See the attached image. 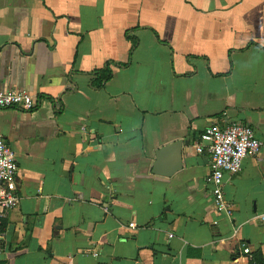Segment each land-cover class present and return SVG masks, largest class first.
<instances>
[{
  "label": "crops",
  "instance_id": "1",
  "mask_svg": "<svg viewBox=\"0 0 264 264\" xmlns=\"http://www.w3.org/2000/svg\"><path fill=\"white\" fill-rule=\"evenodd\" d=\"M12 89L37 106L0 109L20 197L0 264H264V0H0ZM232 122L263 148L225 175L228 217L194 145ZM176 141L183 169L154 174Z\"/></svg>",
  "mask_w": 264,
  "mask_h": 264
},
{
  "label": "built area",
  "instance_id": "2",
  "mask_svg": "<svg viewBox=\"0 0 264 264\" xmlns=\"http://www.w3.org/2000/svg\"><path fill=\"white\" fill-rule=\"evenodd\" d=\"M37 106L34 95L27 90L0 91V109H18L30 112ZM263 142L252 127L241 122H232L222 127L212 124L205 128L199 142L194 145L198 154L207 152L210 156V173L207 183L211 186L212 202L219 215L232 216L233 208L224 191V177L236 175L242 170L243 161L249 156H258ZM19 166L15 151L0 135V227L11 210L20 202L17 191ZM257 218L264 223V213ZM217 224V222H215ZM172 238L173 235H170ZM4 251L0 242V254ZM243 254L252 259L250 247L243 246Z\"/></svg>",
  "mask_w": 264,
  "mask_h": 264
},
{
  "label": "water",
  "instance_id": "3",
  "mask_svg": "<svg viewBox=\"0 0 264 264\" xmlns=\"http://www.w3.org/2000/svg\"><path fill=\"white\" fill-rule=\"evenodd\" d=\"M157 161L160 164V170L157 165L153 169L154 174L173 176L180 172L184 166V142L176 141L170 145L161 148L157 152ZM171 164V167L165 173L163 172V165Z\"/></svg>",
  "mask_w": 264,
  "mask_h": 264
},
{
  "label": "trees",
  "instance_id": "4",
  "mask_svg": "<svg viewBox=\"0 0 264 264\" xmlns=\"http://www.w3.org/2000/svg\"><path fill=\"white\" fill-rule=\"evenodd\" d=\"M101 78L99 79L100 81H108L112 77V72L109 70L102 71L100 73Z\"/></svg>",
  "mask_w": 264,
  "mask_h": 264
}]
</instances>
